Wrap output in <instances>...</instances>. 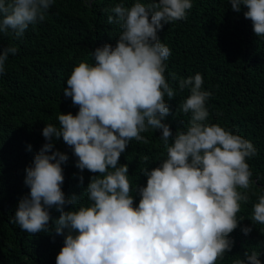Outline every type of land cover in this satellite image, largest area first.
Instances as JSON below:
<instances>
[{
	"label": "clouds",
	"instance_id": "9594fccd",
	"mask_svg": "<svg viewBox=\"0 0 264 264\" xmlns=\"http://www.w3.org/2000/svg\"><path fill=\"white\" fill-rule=\"evenodd\" d=\"M54 2L0 0V34L22 41L30 26L45 21ZM230 4L236 12L244 6L255 34L264 36V0ZM192 7V0L116 4L108 10V23L121 28L115 46L95 48L94 64L79 63L67 79L63 94L79 111L60 114L59 127L49 123L43 128L46 142L26 168L30 192L19 201L13 218L22 231L35 235L53 230L52 208L60 213L54 231L64 236V245L56 264H216L231 251L230 234L243 219L237 214L242 202L250 200L240 189L248 190L253 183L247 160L257 155L256 147L231 129L208 122L206 102L212 93L204 90L200 73L178 81L179 90L190 93L177 109L190 115L186 128L173 132L165 122L176 91L165 75L171 49L158 33L187 19ZM18 51L14 44L0 48V75ZM172 78L177 79L175 74ZM150 130L161 133L166 158L155 168L141 170L147 184L135 189L137 206L129 165L119 160L132 140L147 143L141 133ZM61 137L73 149L81 173L87 169L99 174L87 185V204L62 190V165L69 157L55 148ZM142 159L147 162L149 157ZM251 220L264 225V195L253 205ZM252 230L242 228L245 235ZM244 255L234 264H262L260 253Z\"/></svg>",
	"mask_w": 264,
	"mask_h": 264
},
{
	"label": "trees",
	"instance_id": "16d2710c",
	"mask_svg": "<svg viewBox=\"0 0 264 264\" xmlns=\"http://www.w3.org/2000/svg\"><path fill=\"white\" fill-rule=\"evenodd\" d=\"M135 2L55 0L45 21L30 26L22 41L0 34V48L14 44L19 49L15 56H9L5 73L0 75V264H56L64 236L54 231V221L60 215L55 208L50 210L51 231L31 235L13 222L19 201L30 192L25 185L26 168L46 142L42 135L46 124L59 127L60 114L75 115L79 111L63 94L74 67L81 62L94 64L95 48L106 43L115 46L121 28L108 23L112 15L108 10L118 3L130 7ZM192 4L187 19L167 24L158 33L161 42L171 49L165 75L176 91L168 101L171 114L165 122L173 132L186 128L190 115L177 109L190 93L179 90L178 81L202 74L204 90L212 93L206 102L208 122L242 135L257 149V155L247 160L253 183L248 190L240 189L250 200L242 202L237 214L243 219L230 234L234 241L231 251L216 264H234L252 251L260 253L264 264V225H253L251 220L253 205L264 195V36L255 34L252 21L244 16V6L236 12L230 0H192ZM141 135L148 142L132 140L119 160V164L129 165L137 206L140 196L135 189L147 184L141 170L155 168L166 158L159 131ZM55 148L69 157L62 165V190L66 197L75 194L87 204L85 190L91 177L99 174L87 169L81 173L76 167L78 158L62 137L55 140ZM144 156L149 157L147 162ZM65 210H71V206ZM245 226L253 229L248 235L242 232Z\"/></svg>",
	"mask_w": 264,
	"mask_h": 264
}]
</instances>
